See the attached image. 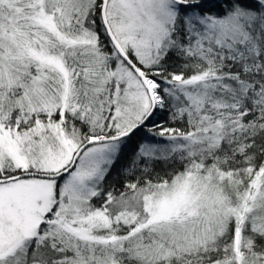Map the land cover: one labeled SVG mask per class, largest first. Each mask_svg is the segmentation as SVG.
<instances>
[{"label":"snow or ice","instance_id":"6c2138e0","mask_svg":"<svg viewBox=\"0 0 264 264\" xmlns=\"http://www.w3.org/2000/svg\"><path fill=\"white\" fill-rule=\"evenodd\" d=\"M0 264H264V0H0Z\"/></svg>","mask_w":264,"mask_h":264}]
</instances>
